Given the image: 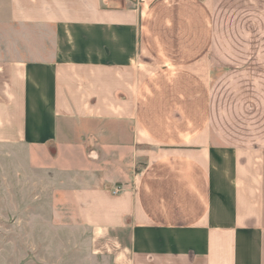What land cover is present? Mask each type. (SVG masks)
<instances>
[{
  "label": "crops",
  "instance_id": "obj_1",
  "mask_svg": "<svg viewBox=\"0 0 264 264\" xmlns=\"http://www.w3.org/2000/svg\"><path fill=\"white\" fill-rule=\"evenodd\" d=\"M0 144L111 264H264V0H0Z\"/></svg>",
  "mask_w": 264,
  "mask_h": 264
},
{
  "label": "rangeland",
  "instance_id": "obj_2",
  "mask_svg": "<svg viewBox=\"0 0 264 264\" xmlns=\"http://www.w3.org/2000/svg\"><path fill=\"white\" fill-rule=\"evenodd\" d=\"M45 154L0 144V264H111L92 249L91 230L80 223L57 175L43 171Z\"/></svg>",
  "mask_w": 264,
  "mask_h": 264
},
{
  "label": "built area",
  "instance_id": "obj_3",
  "mask_svg": "<svg viewBox=\"0 0 264 264\" xmlns=\"http://www.w3.org/2000/svg\"><path fill=\"white\" fill-rule=\"evenodd\" d=\"M119 191H120V189L118 188V189H115V190L113 191V193H114V194H117Z\"/></svg>",
  "mask_w": 264,
  "mask_h": 264
}]
</instances>
